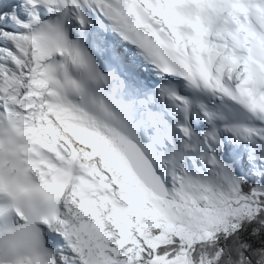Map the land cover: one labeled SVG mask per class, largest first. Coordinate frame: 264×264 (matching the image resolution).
<instances>
[{"label":"snow or ice","instance_id":"6c2138e0","mask_svg":"<svg viewBox=\"0 0 264 264\" xmlns=\"http://www.w3.org/2000/svg\"><path fill=\"white\" fill-rule=\"evenodd\" d=\"M0 264H264V0H0Z\"/></svg>","mask_w":264,"mask_h":264}]
</instances>
